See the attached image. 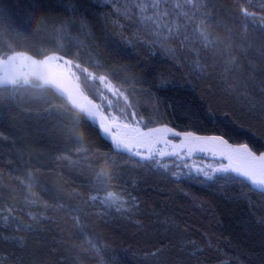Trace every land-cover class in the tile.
<instances>
[{
  "label": "trees",
  "instance_id": "trees-1",
  "mask_svg": "<svg viewBox=\"0 0 264 264\" xmlns=\"http://www.w3.org/2000/svg\"><path fill=\"white\" fill-rule=\"evenodd\" d=\"M193 2L199 8L197 24L205 19L201 12L211 13L215 18L205 20L209 30L239 49L234 57L214 60L198 40L189 45L192 54L182 53L177 39L166 42L175 55L165 52L139 23L138 7L131 0H0V56L15 51L38 58L59 53L98 74L110 69L86 62L111 61L123 68L119 80L110 79L128 96L132 109L123 100L118 106L135 110L148 127L167 124L180 131L223 135L231 143L264 152V0ZM174 3L189 15L196 11L185 0ZM242 9L253 15L245 17ZM152 14L150 8L145 13ZM70 17L88 22L95 39L83 35L78 24H67V35L53 30L54 22L59 28ZM167 23L183 31L185 21L169 12ZM73 37L82 41L80 47ZM186 59L198 61L206 71L195 73ZM162 81L168 83L165 91L158 87ZM87 94L96 99L91 91ZM51 103L67 102L54 94ZM47 107L34 99L22 105L25 111L5 109L0 119V222L7 208H13L19 220L9 216L8 226L0 227V264H264V195L223 181L202 183L188 176L177 180L129 162L119 169L120 175L113 166V187L107 191L126 189L138 207L118 214L99 201L90 203L89 196L106 194L98 187V168L90 165L94 154L105 153L122 164L127 157L112 151L83 122V144L65 137L53 128L54 121L43 118ZM28 172L38 177L32 188L35 197L20 183ZM34 198L40 203H24ZM75 207L79 211L69 214L67 209ZM29 213L36 215L35 222ZM73 217L87 226V239L101 249L98 253L79 235ZM17 227L19 233L13 230Z\"/></svg>",
  "mask_w": 264,
  "mask_h": 264
},
{
  "label": "snow or ice",
  "instance_id": "snow-or-ice-1",
  "mask_svg": "<svg viewBox=\"0 0 264 264\" xmlns=\"http://www.w3.org/2000/svg\"><path fill=\"white\" fill-rule=\"evenodd\" d=\"M131 2L138 7L139 23L144 26L145 31L152 32L155 44L169 54L175 55L176 52V50L168 48L166 45V42L170 39L179 40V50L188 54L195 51L189 45L193 40H198L202 49L213 55L214 60L226 56L234 57L236 51H239V49H233L231 44L226 43L225 39L216 37L209 30L205 20L215 18L211 13L201 12L200 14L205 19H201L197 24L194 16L199 12V8L193 0H185L187 5L196 10L192 15L182 11L183 5L174 3V0H146V2L145 0H131ZM149 8L153 14L145 15ZM169 12L180 16L185 21V24L181 26L183 31L175 30L174 27L168 25ZM242 13L245 17L253 15L246 9H242ZM39 23L48 27L44 20H40ZM67 24H78L83 35L95 39L88 22L78 21L75 17H70L59 28L55 27L54 22L53 30L67 35ZM3 25L4 17L2 10H0V29L3 28ZM164 33H167V35H164ZM71 39L76 40L77 47L82 45V41L78 37ZM118 43L114 42V44ZM127 43L131 45L130 40ZM144 43L148 44L149 47L153 46L152 42L148 40ZM68 51L70 52V49ZM16 55H23V53H16ZM53 59L63 61L64 65L68 66L66 74L77 82L76 92L69 91L55 79H45L43 82L40 80L30 82L27 79L21 81L7 77L0 79V119L5 118V109L14 106L18 111H25L22 108L24 103L39 99L48 104L43 118L54 121L53 128L61 130L65 137L73 139L78 144H83L85 133L80 129V124L83 122L89 130L94 131L106 140L111 145L112 151L121 157H127V160L122 164L105 153L96 152L94 154L90 165L98 168V171H96L98 187L103 188L106 194L103 196H89L88 201L90 203L95 204L99 201L103 207L114 209L118 214L132 213L133 209L138 207L136 197L132 196L126 189L121 188L119 192L107 191L108 188L113 187L110 184V174L113 166L117 170V175H120L119 169L128 167L129 162H132L133 165L154 168V170L172 176L177 180L181 176H188L196 178L202 183L223 181L228 185L239 184L242 187H250L251 190L264 195V153L257 155L247 144L233 146L229 144L223 135H198L192 131L178 132L167 124L148 127V121H145L143 117L137 119L135 110L126 111L125 107L118 106V102L123 100L125 106L132 109L128 96L124 95L110 79L111 77L119 80L123 74V68L112 66L111 61H108L107 64L95 59L87 61L86 63H90L93 68L103 69L108 67L110 69V71L98 74V72L91 71L88 67H82L79 63H75L72 59H65L64 56L56 54L45 56L40 63ZM185 62L189 63L195 73L201 74L206 71L198 61L190 63L186 59ZM96 85H99V87H96ZM158 87L161 91H165L168 83L162 81ZM87 91H91L96 99L90 98L86 94ZM54 94L64 96L67 103H51V97ZM109 96L113 97L117 103H114L113 99H109ZM80 98L84 102H81ZM114 107L119 115L112 111ZM105 108L108 109L107 114L104 113ZM208 118L215 119L213 116ZM17 152L20 155L24 154L19 150ZM84 154L85 156L88 155L87 152ZM199 154L205 155L213 162L204 165L192 162L193 158ZM62 159H67V157H62ZM109 161H111V164ZM37 180L38 177L31 172L26 173L25 180H20V183L27 188L29 194L33 197H35V194L32 193V188ZM240 197L247 199V194L241 192ZM0 199H3V197L0 196ZM24 203L37 204L40 201L34 198L31 201L25 200ZM44 207L50 208L53 206L44 204ZM5 211L8 215L3 217L0 227L8 226L9 216L19 223L18 217L13 215V208H7ZM67 211L71 214L78 212L79 208H68ZM97 215H103V213H97ZM29 216L34 222L37 220L36 215L33 213H29ZM41 219H44V217H41ZM73 219L77 227L80 228L79 235L85 237L86 243L98 253L101 249L93 241L87 239V226L81 225L76 217H73ZM260 223L264 224V221ZM13 230L17 233L20 232L18 227ZM20 243L23 246V242Z\"/></svg>",
  "mask_w": 264,
  "mask_h": 264
},
{
  "label": "bare ground",
  "instance_id": "bare-ground-1",
  "mask_svg": "<svg viewBox=\"0 0 264 264\" xmlns=\"http://www.w3.org/2000/svg\"><path fill=\"white\" fill-rule=\"evenodd\" d=\"M52 54L63 56L59 53H51L48 55H52ZM31 56L34 58L33 61L31 62L32 66H30L29 63H23V62L28 61V60L23 59V60H21V62L15 61L16 65L10 66V64H11L10 63L9 65H7L5 67L0 68V79H4L6 77L17 79L18 76L23 77V80L27 79L29 81L31 80L30 78L33 77L36 80H40L41 82H43V80H45V79H55V80L59 81L69 91H71L73 93L76 92V83L77 82L73 78H71L70 76H68L66 74L68 66L64 65L63 61H58V60L53 59L50 61H46L44 63H40V61L44 60L45 56L43 58H38V57H35L33 55H31ZM0 57H2V56H0ZM65 59H69V58L65 57ZM61 97L66 99L64 96H61ZM104 113L107 114L105 112V110H104ZM178 132H185V131H179L178 130ZM202 135H211V134H202ZM176 142L178 143L179 141L177 140ZM229 144L241 145V144H246V143L235 144V143L230 142ZM249 148L252 150V148L250 146H249ZM253 152H255V151H253ZM256 154H257V152H256ZM257 155H259V154H257Z\"/></svg>",
  "mask_w": 264,
  "mask_h": 264
},
{
  "label": "water",
  "instance_id": "water-1",
  "mask_svg": "<svg viewBox=\"0 0 264 264\" xmlns=\"http://www.w3.org/2000/svg\"><path fill=\"white\" fill-rule=\"evenodd\" d=\"M16 53H23V55H16ZM9 57H11V59H9ZM23 59L28 60V61L23 62V63H29V65L32 66V63L31 62L33 61L34 58L29 53L24 52V51H15V52L10 53L6 57H0V64H1L0 65V68L5 67V66L9 65L10 63H11L10 66L11 65L12 66L13 65H16L15 64V61L21 62V60H23ZM80 99H81V102H84L82 98H80ZM158 126H160V125H158ZM169 127H171V126H169ZM171 128H173V127H171ZM173 129H175V128H173ZM175 130L178 131L177 129H175ZM196 134H198V133H196ZM198 135H202V134H198ZM211 135H218V134H211ZM234 146H239V145H234Z\"/></svg>",
  "mask_w": 264,
  "mask_h": 264
},
{
  "label": "rangeland",
  "instance_id": "rangeland-1",
  "mask_svg": "<svg viewBox=\"0 0 264 264\" xmlns=\"http://www.w3.org/2000/svg\"><path fill=\"white\" fill-rule=\"evenodd\" d=\"M33 77H31L30 79H32ZM17 79H19V80H21V81H23V77H17ZM31 81V80H30ZM122 92V91H121ZM87 94V93H86ZM88 95V94H87ZM89 96V95H88ZM140 98H141V96L140 95H138ZM90 97V96H89ZM91 98V97H90ZM93 99V98H92ZM110 99V98H109ZM111 99H113V97H111ZM97 102H99V101H97ZM105 110V112L106 113H108V109L107 108H105L104 109ZM112 111L114 112V110L112 109ZM117 114V113H116ZM117 115H119V114H117ZM142 115H144V114H142ZM141 116H139V115H137V119H139ZM160 125V124H159ZM142 127H143V125H141ZM156 126H158V125H154V126H152V127H156ZM171 127H172V125H170ZM174 128V127H173ZM176 129V128H175ZM178 130V129H177ZM180 131V130H179ZM261 153H264V152H261ZM261 153H257V154H261ZM192 162H194V163H197V164H200V165H204V164H207V163H212L213 161L210 159V158H208V157H206L205 155H203V154H199V155H197L196 157H194L193 158V161ZM21 231V230H20Z\"/></svg>",
  "mask_w": 264,
  "mask_h": 264
}]
</instances>
